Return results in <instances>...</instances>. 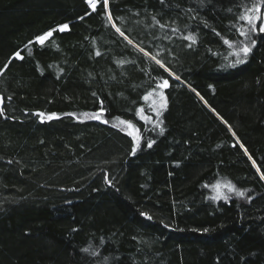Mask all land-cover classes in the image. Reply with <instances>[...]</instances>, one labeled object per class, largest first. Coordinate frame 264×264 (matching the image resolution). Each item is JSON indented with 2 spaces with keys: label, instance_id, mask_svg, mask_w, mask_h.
Segmentation results:
<instances>
[{
  "label": "trees",
  "instance_id": "1",
  "mask_svg": "<svg viewBox=\"0 0 264 264\" xmlns=\"http://www.w3.org/2000/svg\"><path fill=\"white\" fill-rule=\"evenodd\" d=\"M250 2L109 0L110 23L102 0H0V264H264V34L232 55Z\"/></svg>",
  "mask_w": 264,
  "mask_h": 264
},
{
  "label": "snow or ice",
  "instance_id": "2",
  "mask_svg": "<svg viewBox=\"0 0 264 264\" xmlns=\"http://www.w3.org/2000/svg\"><path fill=\"white\" fill-rule=\"evenodd\" d=\"M85 2L90 5L91 9L93 11H96L97 10V4L99 2V0H85ZM159 2L163 5L165 3V0H159ZM200 4L203 6V3H204V0H199ZM211 2V0H209V3ZM102 6L104 9L108 10L109 9V0H102ZM178 7V5H177ZM244 7V12L243 14L239 15L238 16V19L241 20V21H244L245 24L247 25V30H245V27L244 26H241L240 28L237 29V31L239 32V35L242 36V37H245L246 41L247 42H241L239 45H236L235 46V51L232 53L233 56H235L237 59L235 60V64H241V63H244L245 62V59L246 57L249 56V54L252 52L253 48L256 46V39L253 38L254 35L256 36H259L260 34H264V0H251V2L249 4H245L243 5ZM229 11H231V9H228ZM189 11H194L193 9H189ZM86 14H90V13H86ZM106 17H107V20L111 23L113 20H114V17L111 13L110 10L106 11L105 13ZM81 19H83V17H81ZM153 20H156V17L153 16L152 17ZM157 23H159V21H156ZM205 27L208 26L207 24V21L204 20L203 21ZM112 27L115 28L116 32L119 33L121 36H123L126 40L128 39L124 32L115 25V23H112ZM160 27L163 28L165 27L164 24H160ZM69 28V25L64 23V24H61V25H58L57 26V29H51L43 34H40L38 35L36 38H35V42H38L40 45H44L46 41H48L52 36H53V32L55 31H59V32H64L66 30H68ZM173 31H177V29H173ZM213 31H215V29L213 28ZM217 35H220V33H216ZM185 40L187 41H190L191 43L188 45L189 48L192 47V45H194L196 43V37L192 34H189L187 36L184 37ZM29 43H33V41H29ZM128 43L131 44L132 41L131 40H128ZM224 44L227 45L229 47V49H232L234 47L233 43L230 42L229 40L225 39L224 40ZM27 47V45L25 46ZM140 51L143 52V54L147 57H149V59L155 61V63L157 65L160 66V68H164L165 71H169L165 64L160 60V59H157L156 56H152L150 55L148 52L144 51L143 48H140ZM97 55H100L99 52L96 53ZM14 56L16 58H19L21 60L24 59V57L21 55V53L19 51L15 52L14 53ZM11 61H9L10 63ZM7 64H5V69L7 68ZM234 66V65H233ZM3 72L0 71V75H2ZM173 73H171L169 71V76H172ZM175 79L177 81L180 80V77L177 75L175 76ZM169 80L168 79H163L162 83H159L157 84V89H167L169 88ZM193 91H195V89H192ZM93 95H96L95 93H93ZM153 93H148L147 96L144 97L145 100H147L149 98V96H152ZM197 95H199V93H197ZM8 99L10 100L11 97H8ZM159 99H160V105H159V108L156 109L157 111V116L161 115L162 114V111L163 109H165L167 107V98L166 96L163 94V92L161 91L159 93ZM201 99H203V97H201ZM3 101V97H0V103H2ZM105 109L103 108L102 106V102H101V108L98 112L96 113H85L84 115L85 116H88L90 119H96V120H100L101 119V116L103 115ZM143 109H140V112L143 113ZM33 115L37 116L40 118L41 122H44V119H45V116L47 115V119L48 120H51V119H54V118H58L56 116L55 113H51V114H46L44 112H36V113H33ZM69 115H72V114H69ZM0 116H5V111H4V108L0 107ZM5 118H8L5 116ZM141 119H146V120H150L149 117H144V116H141ZM104 123H107L108 121L105 120L103 121ZM121 124H126L128 128H133L134 125L131 121H125V120H121L120 121ZM163 124V121H160L159 122V125H155V127H159L160 125ZM164 129L163 127H160V132L161 134L163 133ZM129 136H132L133 140L136 141V143H134L132 149H131V154L132 155H135L136 154V151L138 148H140V143H139V140L141 137L139 136H136L134 135L132 132H129L127 133ZM233 135H235V133H233ZM155 143L154 140H150L147 142V147L151 148L152 145ZM240 147L243 148L244 145L243 144H240ZM245 153L247 154V149H245ZM249 159H251V156H249ZM9 163H11V161H9ZM253 164H255V162L253 161ZM257 172H260V168H257L256 169ZM260 180L264 181V173H261L260 174ZM110 183V181H109ZM229 189V191H235L236 192V195L237 196H241L243 197L245 195L244 192H240L238 191L234 185L231 184V182H229L227 185H226ZM220 198H223L225 200L228 199L227 196L225 197H220V196H216V197H213V199H220ZM141 215H144L143 213ZM148 219H151V217H148ZM165 227H167V225H165ZM73 231H75V229H73ZM205 231H207L205 229ZM83 252L85 253H88L89 252V249L88 248H84L82 249ZM91 255L95 256L96 253L93 252L91 253Z\"/></svg>",
  "mask_w": 264,
  "mask_h": 264
},
{
  "label": "rangeland",
  "instance_id": "3",
  "mask_svg": "<svg viewBox=\"0 0 264 264\" xmlns=\"http://www.w3.org/2000/svg\"><path fill=\"white\" fill-rule=\"evenodd\" d=\"M140 115H141V116H144V117H147L146 114H145L144 112H143V114H140ZM144 120H145V122H147V123H148L149 121H151V120H146V119H144ZM117 123H118V126H119V127H120V125L124 127V128H123V127L120 128V130H121L122 132H124V133H126V134L129 133V132H132L134 135L140 137V135H139V131H138L137 127L134 126L133 128H128L126 124H121L120 121H117ZM127 135H128V134H127ZM128 136H129V135H128ZM130 137L132 138V136H130ZM132 140H133V138H132ZM133 142L136 143V141H134V140H133ZM139 143H140V140H139ZM138 149H139V148H138ZM220 190H221V187H219V186L215 188V190H214L215 197H216V196H220V197H222V195H221V193H220Z\"/></svg>",
  "mask_w": 264,
  "mask_h": 264
},
{
  "label": "bare ground",
  "instance_id": "4",
  "mask_svg": "<svg viewBox=\"0 0 264 264\" xmlns=\"http://www.w3.org/2000/svg\"><path fill=\"white\" fill-rule=\"evenodd\" d=\"M0 107H2V104L0 103Z\"/></svg>",
  "mask_w": 264,
  "mask_h": 264
}]
</instances>
